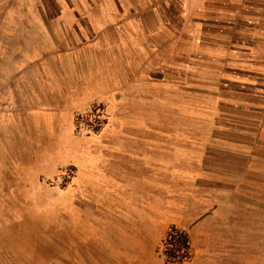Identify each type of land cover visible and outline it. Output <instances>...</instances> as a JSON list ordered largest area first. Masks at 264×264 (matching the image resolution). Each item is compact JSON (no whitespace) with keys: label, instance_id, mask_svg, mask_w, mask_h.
I'll use <instances>...</instances> for the list:
<instances>
[{"label":"rangeland","instance_id":"rangeland-1","mask_svg":"<svg viewBox=\"0 0 264 264\" xmlns=\"http://www.w3.org/2000/svg\"><path fill=\"white\" fill-rule=\"evenodd\" d=\"M30 3L0 0V264H111L116 254L124 263L129 245L167 264L170 230L226 196L234 221L248 212L240 238L264 245V79L247 96L239 58L168 60L181 72L137 61L136 75L125 59L100 101L82 67L45 53L55 28ZM194 63L206 71L199 79ZM17 223L37 232L34 260L6 240ZM192 256L190 245L185 262Z\"/></svg>","mask_w":264,"mask_h":264},{"label":"crops","instance_id":"crops-1","mask_svg":"<svg viewBox=\"0 0 264 264\" xmlns=\"http://www.w3.org/2000/svg\"><path fill=\"white\" fill-rule=\"evenodd\" d=\"M30 4L42 17V25L55 28L43 36L48 44L45 53L66 58L75 69L82 67L81 74H87L86 89L99 92L100 101L106 91L118 88L113 80L106 84L105 77L113 76V68L125 59L132 60L136 75L137 61L140 67H148L155 59L165 60L161 65L176 67L179 72L185 67L168 60L239 58L245 67L235 79L244 85L247 96L258 90L253 89L252 79H264V56L253 54L264 47V0H31ZM238 33L245 43L242 51L233 46V36ZM255 57L259 59L251 60ZM195 65L187 69L199 79L206 71ZM232 204L231 196L221 197L207 215L176 225L188 235L193 251L183 264H264V245H250L240 238L247 234L248 212L241 206L240 220L234 221L238 218L230 214L236 212L230 211ZM223 228L228 232L226 241L217 243L214 235ZM30 229L24 234L17 223L4 235L15 250L34 260L38 236ZM128 251L132 257L127 262L116 254L111 264H164L161 260L146 262L135 253L134 245Z\"/></svg>","mask_w":264,"mask_h":264},{"label":"trees","instance_id":"trees-1","mask_svg":"<svg viewBox=\"0 0 264 264\" xmlns=\"http://www.w3.org/2000/svg\"><path fill=\"white\" fill-rule=\"evenodd\" d=\"M165 245L166 254L169 258L166 260L167 264H173L175 262L182 264L189 258L190 242L184 231L173 227L167 235Z\"/></svg>","mask_w":264,"mask_h":264}]
</instances>
